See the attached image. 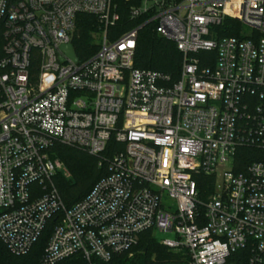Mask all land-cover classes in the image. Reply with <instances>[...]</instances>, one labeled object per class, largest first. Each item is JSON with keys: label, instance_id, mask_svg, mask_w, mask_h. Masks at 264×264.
<instances>
[{"label": "built area", "instance_id": "2783aa9c", "mask_svg": "<svg viewBox=\"0 0 264 264\" xmlns=\"http://www.w3.org/2000/svg\"><path fill=\"white\" fill-rule=\"evenodd\" d=\"M126 1L122 32L113 0H0V240L26 255L51 227L41 264H105L153 232L189 264H264V0ZM79 15L97 21L80 58ZM147 25L182 54L178 80L135 68ZM56 145L107 163L71 207Z\"/></svg>", "mask_w": 264, "mask_h": 264}, {"label": "trees", "instance_id": "16d2710c", "mask_svg": "<svg viewBox=\"0 0 264 264\" xmlns=\"http://www.w3.org/2000/svg\"><path fill=\"white\" fill-rule=\"evenodd\" d=\"M121 14L119 30L128 31L135 27V23L129 18L128 10L131 4L126 0H113ZM230 24H239L233 20H227ZM97 24L95 17L79 15L77 17V30L73 40V46L77 56H83L84 51L93 46L89 29ZM222 36L240 37L237 30H225ZM93 54V52H92ZM215 56V53L200 52L197 56ZM183 56L176 45L168 40L161 38L153 30V26L147 25L139 31L137 47L135 52L134 66L137 69L151 70L171 76L178 80L181 72ZM37 73V70H35ZM124 146L114 141L110 143L109 150L103 154V158L110 160L115 152L123 151ZM53 159L59 160L65 166L69 178L58 174L55 178V185L58 189L64 204L71 207L82 200L102 178L108 175L107 163L104 162L100 167V159L87 155L86 153L65 147L62 145L54 146L50 151ZM237 160L240 168L237 173L244 172L246 167L253 162L252 150L242 148L239 150ZM200 185L211 184V180L197 178ZM206 194V193H205ZM51 227H48L32 250L26 255L12 254L0 240V264H41ZM114 257L105 264H189L188 257L184 252H173L159 244L153 232H147L141 236L139 245L132 251ZM60 264H72V261H64Z\"/></svg>", "mask_w": 264, "mask_h": 264}, {"label": "water", "instance_id": "95a60500", "mask_svg": "<svg viewBox=\"0 0 264 264\" xmlns=\"http://www.w3.org/2000/svg\"><path fill=\"white\" fill-rule=\"evenodd\" d=\"M64 51H65V52H66L71 58L75 59V56H74V54H73L72 49H71L70 46L64 47Z\"/></svg>", "mask_w": 264, "mask_h": 264}, {"label": "rangeland", "instance_id": "374dc122", "mask_svg": "<svg viewBox=\"0 0 264 264\" xmlns=\"http://www.w3.org/2000/svg\"><path fill=\"white\" fill-rule=\"evenodd\" d=\"M62 175L65 178H69V175L68 176H65L63 173H62ZM163 238H171V236H169V235H158V239H163Z\"/></svg>", "mask_w": 264, "mask_h": 264}]
</instances>
